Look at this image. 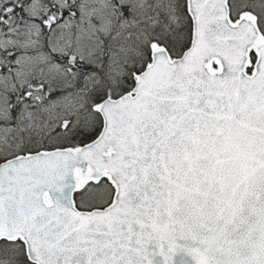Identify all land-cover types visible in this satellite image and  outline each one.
<instances>
[{
  "label": "snow or ice",
  "instance_id": "obj_1",
  "mask_svg": "<svg viewBox=\"0 0 264 264\" xmlns=\"http://www.w3.org/2000/svg\"><path fill=\"white\" fill-rule=\"evenodd\" d=\"M0 264H264V0H0Z\"/></svg>",
  "mask_w": 264,
  "mask_h": 264
}]
</instances>
